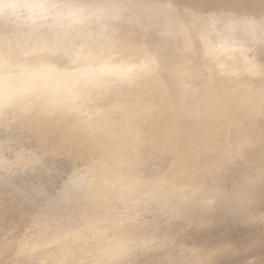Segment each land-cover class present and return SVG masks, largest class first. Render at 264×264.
Masks as SVG:
<instances>
[{
	"label": "bare ground",
	"instance_id": "obj_1",
	"mask_svg": "<svg viewBox=\"0 0 264 264\" xmlns=\"http://www.w3.org/2000/svg\"><path fill=\"white\" fill-rule=\"evenodd\" d=\"M89 1L88 5L92 6L95 0ZM101 2L102 9L106 13L110 10L112 16L110 20L108 19L112 32L111 41L103 49L100 50L99 47V50L94 51L85 66L84 62L78 61L77 63L83 64L73 67L70 63L73 62L71 50L66 53L53 51L54 45L40 49L34 59L27 61V65L24 63L21 65V59H25L24 54H30L29 48L34 44L43 41L53 44L55 39L59 40L61 47L65 48L69 44L68 41L62 43L58 36L52 37L54 32L50 31L51 28L30 29L18 37L17 33L12 37L2 34L1 24L8 25L2 20L46 18L53 15L61 2L52 0L47 10L43 0H0L2 22L0 72L7 78V82L0 81V230L14 219L26 220L29 212L35 217L39 200L46 198L50 188L60 184L67 171H73L71 168L69 170L68 163L71 165L84 163L86 170L95 164L120 169L122 166H129L127 163H130V160L144 162L148 158L145 138L140 143H135L143 133L148 137L147 143L153 146L158 155L162 154L165 158L171 156L170 153L176 144L174 140L179 141L177 162L182 165L183 173L176 185L166 181L162 184L161 188H164L166 193L184 188H190L189 190L193 192L195 188H192L190 183L195 187L204 183L206 187L208 176L203 180V177L196 178V175L202 170L207 169L210 172L214 168L213 165L217 164L229 149L227 138L231 136L242 134L247 137V159L251 165H264V0H101ZM168 4L183 13L180 12L182 15L174 13L176 18L171 24L173 35L166 44L170 53L166 54L167 65L175 70L174 75L167 76L168 88L173 81L180 83L176 91L171 90L174 94L169 92L170 89L163 92L164 87L160 88L162 85L159 87L162 92H158L153 86L151 88L146 77L138 87L130 91L120 85H103L111 79L113 73L123 71L124 61L126 63L134 61L128 60L131 56L128 50H137L138 54L147 49L150 43H154L151 46L164 44L157 43L159 39L156 38L164 19L161 7L170 6ZM75 9L77 10V7ZM174 16L170 14V18ZM177 18H181L183 22ZM183 25L192 29V36L185 34ZM208 49L217 54L210 57L206 63ZM140 56L145 57L144 54ZM252 60L259 63L260 69L256 72L248 71L249 65H253L249 62ZM12 63L16 65L13 66ZM37 64L43 65V68L47 67L57 76L65 75L75 67L81 69L78 68L80 66L91 70L83 72L77 82L69 80L61 83L48 97L46 91H36L31 84L17 83L19 75L17 73L25 74L30 70L28 67H36ZM108 65H113L118 70L108 74L105 70L98 72L99 68ZM227 69L230 70L229 75L224 73ZM92 71L96 72L94 74L96 77L99 73L100 77L105 76V79L98 84L86 86L85 77ZM137 77L141 79L144 75ZM233 77H241L246 85L233 87L230 83V78ZM113 78L118 77L115 75ZM160 80L156 79V83ZM170 93L173 102H170ZM185 103L190 107L189 115H186L207 114L205 127L196 128L191 136L179 133L175 137L167 129L164 130L162 141L153 139L155 131L160 129L155 124L157 118H166L171 107L176 108ZM131 117L143 119L141 121L143 124L134 133L128 125L122 124L130 136L125 138L122 135L121 138L120 132L116 130L120 129L119 125L122 122ZM23 128L34 134L32 142L37 148L44 154L58 159L42 158L34 150L29 149V143V146H26L16 135L19 134L17 130L22 131ZM105 128L110 129L108 133H95ZM256 143L259 145L255 147ZM233 148V151H241ZM21 154L27 159L25 158L19 166L15 162ZM187 163H191L188 170L183 168ZM12 174L15 177H12ZM257 180L249 184L251 189L260 188L262 184ZM158 187L154 189L160 191ZM122 188L124 191L125 187ZM212 188L214 189L213 186ZM145 194L149 193H137L134 198ZM202 194L212 203L222 197L219 196L220 193L209 191ZM244 196L238 203L233 202L237 196L227 197V200L230 205H234L230 210L238 213L236 215L239 216L238 219H243L248 225L236 227L231 223V226L223 225L220 229L215 227L212 229L214 233L211 232L213 238L204 241L197 239L195 235L186 237L181 230L166 233L157 227L153 229V233L148 229L145 231L138 229L123 230L120 234L123 239L144 242L148 235L155 240L166 242L159 254L161 259L149 264H248L257 248L252 244L253 241L257 238L264 241L262 206L264 193L263 191L257 193V197L254 194ZM120 198L121 195L116 199L120 201ZM109 200L113 199L102 201L100 209L105 208V203ZM259 202L262 204V211L255 214L254 209ZM35 220L37 223L34 221L31 223L40 226L38 223L40 221L37 218ZM51 229L47 230L48 233ZM57 231L58 227H55L51 234L46 233L41 237L33 233V239L30 242H23L22 245L21 239L12 242L1 241L0 264H33L31 261H23L29 251L38 250L46 245L48 240L56 237ZM104 231L108 233L109 230ZM107 233L103 232V235ZM18 242L21 246L17 249ZM259 244L264 246V242L259 241ZM257 254L259 256V253ZM53 258L57 261L56 257ZM50 259L40 257L38 264H45V261ZM141 264L148 262L145 263L144 260Z\"/></svg>",
	"mask_w": 264,
	"mask_h": 264
},
{
	"label": "water",
	"instance_id": "obj_2",
	"mask_svg": "<svg viewBox=\"0 0 264 264\" xmlns=\"http://www.w3.org/2000/svg\"><path fill=\"white\" fill-rule=\"evenodd\" d=\"M51 1L52 0H43V3H45L44 5L47 6V10H49L48 7H50ZM55 1L61 2V5L58 8L56 7L57 10L53 15L49 16L50 18H11L8 21L2 20L8 23V25H6L8 28H19L21 31L20 35H23V33L30 29L51 28L50 31L54 32L52 33V37L56 38L58 36L60 40H62V43L66 41L69 43L65 48L63 46L61 47V44L58 43V39H55V43L53 44L44 41L34 44L33 47L29 48V50H31L30 54H24L25 59H21V65L34 59L37 54L36 52L40 49L54 45L55 50L53 51L66 53L71 50L70 53L73 54V62L70 63L73 67L83 64L77 63L78 61L84 62L85 66L90 61L94 51L101 50V48L103 49V47L111 41L112 32L108 22L111 14L109 13L110 10L106 13V11L102 9L101 0H95L92 6L88 5L90 4L89 0ZM75 7H77V10ZM161 9L162 15L164 14V19L163 23L161 22L158 32L165 35L164 44L161 46L150 45L147 49L140 51L141 53L138 52V54L136 53L137 50H128L131 55L128 60L134 61L128 63L124 61L123 71L113 73L111 79L103 85H120V87L129 89L130 91L132 88L138 87L142 79L146 77L151 88L153 86L159 92L160 89L156 83V77L159 75L158 73H161L166 75L165 86L167 91L170 89L169 92H172L178 89L180 83L174 81L169 86L170 88H168L167 76L170 74L174 75L175 70L167 65L168 58L166 57V54H170L166 44L173 35V27L171 24H173L176 17L170 6L161 7ZM166 12L172 14L174 17L170 18V14L167 16ZM177 19L181 20V18ZM183 26L185 34L187 33L189 37L192 36V29H189L186 25ZM4 31L5 30H3L2 34H4ZM26 50H28V48H26ZM141 54H144L145 57H141ZM206 54L207 63L208 60L211 59L210 57H213L217 53L213 54V51L208 49L206 50ZM104 63L105 62H103V64ZM14 65L16 64H13V66ZM37 65L36 67H28L30 70L25 74L21 72L17 73L19 74L17 75V83L22 85L31 84L36 91H46L48 97L49 93L53 94L54 90L57 89L61 83L69 80H76L77 82L83 72L91 70L87 67L80 66L78 68L81 69L75 67L73 70L67 71L65 75L57 76V74L54 75L47 67L43 68V65ZM161 65H163V67H161ZM3 66L4 65H2V67ZM121 66H123V64H121ZM38 68L39 70L36 71ZM157 68L159 69L158 71ZM53 70L55 71L54 67ZM104 70L108 74L118 69L114 68L113 65H108L99 68L98 72ZM229 71L230 70L227 69L224 72L225 75H229ZM248 71L251 70L248 69ZM95 73L96 72L92 71L91 74L85 77V81H87L85 82L86 86L98 84V82L105 79V76L100 77L99 73L96 77L94 75ZM142 74L144 77L141 79L137 77L138 75L142 76ZM115 75L118 78H113ZM0 81L7 82V78L4 77L1 72ZM230 81H232V85L237 81L235 84L236 86L233 87H240L244 84L241 77L230 78ZM170 97H172L171 93ZM37 99L40 100L41 98ZM170 99V102H173V99ZM183 105L176 108L171 107L166 114V118L168 117V119L162 117L157 118L155 124L158 125L161 130L155 131L153 139L157 140L162 136L164 137V130L166 131L169 129L171 132L173 127L177 124L182 125L183 123H189L191 128L188 133H183V136H191L190 134L194 133L196 128L205 127L208 118L207 114L188 116L190 107H188V105L183 107ZM142 120L143 119H139L138 117H131L122 122L119 125L120 127L118 126L120 129L116 131L120 132L121 138L122 135L127 138L130 135L126 132L127 129L122 124L128 125L132 133H134L136 129L143 124V122H141ZM179 133L182 132L180 131L176 133V135ZM143 134L135 140V143H140L144 138L148 141V137ZM172 136L175 137L174 134ZM196 143H198V141H196ZM128 152H130V150H128ZM25 158L26 157L21 154L15 164L20 166ZM130 161V163H127L129 166H122L120 169H115L113 166L110 167L109 165L95 164L83 171H67L61 178L60 184L50 188L46 198L39 200L34 217L40 221L38 223L41 228H47L45 233L39 234V237L48 233L47 230L50 228L52 229L47 235L51 234V231L55 227H58L56 237L51 241L48 240L47 244L40 249L29 251V253L41 251V253H43H40L42 257H46L47 259L51 258L49 261L56 264H141L144 260L145 263L148 262L149 264L161 259L159 254L163 251V246H165L166 242L155 240L148 235H146L147 237L144 242L135 239H123L120 234L123 230L132 231L139 229L140 231H145L148 229L153 233L156 229L157 226L154 223L146 224L142 227L136 225V217L151 215L157 220H176L178 221L177 225H179L178 230L185 233L186 237L195 235V237L201 241L213 238L211 232L214 233L212 229H215V227L220 229L223 225L231 226V223L236 227L239 226L233 220L221 217L218 211H213L216 208L215 206H211V209H202L200 207L193 208L190 204V197L192 194L190 188L174 189L171 193H166L165 189L161 188V184L151 186L150 173H145L140 170L141 164L138 162L143 163V161ZM215 165L216 163L213 167H215ZM190 167L191 163H187L183 168L188 170ZM173 169L179 172V177L182 175L183 169L179 162H177ZM207 172V169L204 171L202 170L196 175V178L203 177L204 180ZM12 177H15V175L12 174ZM249 182L252 183L255 181L251 180ZM156 186H159L158 188L160 191L154 189ZM190 186H192V188L194 187L191 183ZM122 187H125L124 191ZM206 192L208 193V191ZM137 193L149 194L134 198ZM117 195H121L120 201L116 199L118 197ZM109 198L113 200H109L106 203L112 202L116 207H124L125 210L133 216H131L130 219L118 220L116 225H112L108 221L101 222L100 212L103 209H100L101 202ZM215 204L217 203L215 202ZM160 221L163 224V221ZM106 229L109 230L108 233L104 231ZM81 230L86 231L88 234H83ZM102 231L108 235H103ZM258 233H260V231H258ZM71 243L75 245L71 246ZM50 245H53V248H49V250L46 247ZM53 257H56L57 261H55Z\"/></svg>",
	"mask_w": 264,
	"mask_h": 264
},
{
	"label": "rangeland",
	"instance_id": "obj_3",
	"mask_svg": "<svg viewBox=\"0 0 264 264\" xmlns=\"http://www.w3.org/2000/svg\"><path fill=\"white\" fill-rule=\"evenodd\" d=\"M168 5H170V4H168ZM170 8H171L172 12L174 11V13L176 15H182L183 14L182 11H180L179 9L174 8L171 5H170ZM169 14L170 13L166 12L167 16ZM1 26H2V30H5L4 33L7 34V37H12L13 34H14V36L18 34L16 36V37H18L21 34V33H19V32H21L19 30V28H8L4 24L3 25L1 24ZM13 31H15V33H13ZM157 37L158 38H156V40L159 39V41L157 43H163V41H164L163 39L166 38L165 35L160 34L159 32H158ZM150 45H154V43H150ZM208 53H211V52H208ZM254 61L255 60L249 61L250 64H253V65H249V63H247V64L249 65L251 71H253V72L255 71L256 72L257 70L260 69V67L258 66L259 63L257 61H255V62ZM256 62H257V64H256ZM161 67H163V65H161ZM157 70H159V69L157 68ZM158 74L159 75H158V77L156 79L159 78V80L161 79L163 81L162 82L160 80L162 84L160 83L158 87H160V85H162L160 88L162 89V87H164V89H163L164 91L163 92H165V91H167L166 90V86H164L165 83H166L165 82V78H166L165 76L166 75L161 74V73H158ZM163 75H164V77H163ZM231 82L232 81H230V83ZM236 82H234L233 86H236L235 85ZM158 83H157V85H158ZM161 89H160V92H162ZM169 98H171V97L169 96ZM186 106H187V104L185 103L183 105V107H186ZM185 124H186V126H185ZM185 124L183 123L182 125H179V124L175 125L173 127L171 133L174 134V135H176V133H178L180 131L182 133H188L191 127H190L189 123H188V125H187V123H185ZM109 130L110 129L107 130V128L100 129V131H97L95 133H102V132L103 133H108ZM17 131L19 132V134H16L17 137L22 139L26 146L30 145L29 149L34 150L42 158H51L52 160H57L58 159V157L57 158H52L51 156H49L47 154H44L39 148H37L35 143L32 142L33 139H34V134L32 132L29 133V131H27L25 128H23L22 131H20V130H17ZM162 138H163V136L158 138L157 141L158 140L162 141ZM144 141H146V139H144ZM147 142L148 141L145 142L146 143L145 149H146L148 158H146V160L140 165V170L142 172H145V173L152 172V173H150L151 174L150 175L151 186L152 185L155 186L157 184H159V185L161 184L162 185L163 183H165V181L169 182V184L176 185L178 183V181H179V172L175 171L176 168L175 169H173V168L177 164V160H178L177 158H178V151H179V148H178L179 141L175 140L176 144L174 145V147L172 149V153H170L171 156L169 155L170 157H168V158H165L164 156H162V154L158 155L155 152V150L153 149V146L151 144L147 143ZM28 143H29V145H28ZM227 144L229 146L228 151L222 155V158L217 162L215 167L212 170H210V172L208 171L206 173V176H208V177H206L207 178L206 179L207 183H205V185L207 184L209 187L207 185L205 187L204 183L201 186H197V187L194 186L193 188H195V190H193L192 193H194V194L191 195V197H190V204H191V206L193 208L200 207L202 209H206V208L207 209H211V206H213V207L215 206L216 208L213 211H216V212L218 211L219 215L221 217H223L224 219L226 218L228 220H233V221H235V223H237V225L242 226V227H246L245 225H248V224L246 222H244L243 219L242 220L240 218L238 219L239 216H236L238 213H236V212L233 213V211L230 210V207H232L234 205H230L229 204V202H228L229 200H227V197L233 196V198H235L237 196V198L233 202H237L238 203L239 201H241L243 199V196L245 194H246V196H244V197H248L249 194L250 195L254 194L255 197H257V193H261L262 191L264 193V189H262L264 187V165H260V166L251 165L250 161L247 159V150H246V148H247V137L243 136L242 134L241 135H237V136L228 137L227 138ZM81 145H83V144H81ZM256 145L258 146L259 143H256L255 147H256ZM231 147L232 148L236 147L235 149H240L241 151L240 152H238L236 150L233 151L234 148L231 150ZM174 154H175V156H174ZM244 155H246V156H244ZM245 158H246L247 161L245 160ZM59 159H60V157H59ZM241 161L244 164L241 163ZM238 163H240V164H238ZM68 165H69V170L71 168V170H73L74 172H78L81 169L84 170V168L86 166V165H84V163L82 164L81 162L72 164L73 166L70 163H68ZM240 166H242V167H240ZM241 168H242V170H241ZM256 174H258V175H256ZM253 175H254V178L256 180L258 179L257 181L258 182L260 181L261 183L260 182L259 183L263 185V187H262V185L260 186V188H259L260 190L259 189L258 190L251 189L249 187V183H250L249 181H251V179L253 180ZM255 175H256L257 178L255 177ZM255 179H254V181H256ZM212 186L214 187L215 190L212 188ZM206 190L209 191V193H218V194L220 193L221 194L219 196H222V197L219 198L218 201H215L218 205L215 204V202L212 203L209 199L204 197L205 195H203L202 193H207ZM245 190H247V191H245ZM201 199H202V201H201ZM224 200H225V203H223ZM25 201H26V199H25ZM261 205L262 204H260V202H259L258 206H256V208L254 209V213L255 214H257V213L259 214L260 211H262L261 208L264 205H262V206ZM220 209H222V210H220ZM229 211H231V213ZM29 213H30V215L28 214L26 220L18 218L15 221V219H14V221L12 220V222L7 224L3 230H0V235H1L0 236V242L1 241L12 242V241L17 240V239L20 241V239H21V243L20 244L22 245L23 242L24 243H26V241L30 242L33 239L32 237L34 235L37 236L38 234H43L44 232H46L40 226H37V225L31 223V221H34L35 223H37V220H35L36 218H34L33 213L32 214H31V212H29ZM100 214H101L100 215V221L101 222L102 221L103 222L108 221L112 225H116L119 218L120 219H123V218L124 219H130L131 216H133V215H131V213H128L125 210L124 207H121V206L116 207V206H114V204L112 202H108L106 204V207L103 208V210H101ZM160 220L163 221V224L161 223ZM135 221H136L135 222L136 225H138L140 227H142V226H144L146 224L154 223V224H156L158 229L164 230L166 233H172V232H175V231H177L179 229L178 228L179 225H177L178 221H176V220L175 221H171V220L167 221L165 219L164 220L163 219L157 220L151 215H143V216H140V217H136ZM18 222H20V223H18ZM30 223H31V225H30ZM23 230H25V232H23ZM1 233H3V234H1ZM28 233H29V235H28ZM33 233H34V235H33ZM82 233L83 234H88L86 231H82ZM27 235H28V238H27ZM20 237H22L23 239L20 238ZM259 241H260V243L264 242L260 238H257L252 243L257 248H256V251L254 252V254L252 255L251 259L249 260L248 264H258L259 262H260L259 264H264V261H263L264 260V255H263L264 253H262V254L260 253L261 251L264 252V250H263L264 248L262 249V247H264V246H262V244H259ZM16 245H17V249H18L19 242ZM74 245L75 244L71 243V246H74ZM46 248L47 249H49V248L52 249L53 245H50V246H48ZM258 249H259V251H257ZM40 253H41V251L40 252L39 251L30 252L24 258V260L23 259L22 260L23 261H31V262H33V264H38L39 261H40V257H42V256L39 255ZM257 253H259V256H258ZM41 254H43V253H41ZM260 254H261V256H260ZM45 264H56V263L50 262L49 260H46Z\"/></svg>",
	"mask_w": 264,
	"mask_h": 264
}]
</instances>
